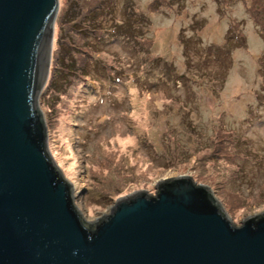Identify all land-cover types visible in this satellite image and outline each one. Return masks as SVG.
<instances>
[{"label": "rangeland", "instance_id": "obj_1", "mask_svg": "<svg viewBox=\"0 0 264 264\" xmlns=\"http://www.w3.org/2000/svg\"><path fill=\"white\" fill-rule=\"evenodd\" d=\"M58 2L39 105L81 215L176 177L263 211L264 0Z\"/></svg>", "mask_w": 264, "mask_h": 264}, {"label": "water", "instance_id": "obj_2", "mask_svg": "<svg viewBox=\"0 0 264 264\" xmlns=\"http://www.w3.org/2000/svg\"><path fill=\"white\" fill-rule=\"evenodd\" d=\"M58 8L0 0V264H264V210L237 227L190 177L81 215L39 105Z\"/></svg>", "mask_w": 264, "mask_h": 264}, {"label": "trees", "instance_id": "obj_3", "mask_svg": "<svg viewBox=\"0 0 264 264\" xmlns=\"http://www.w3.org/2000/svg\"><path fill=\"white\" fill-rule=\"evenodd\" d=\"M74 9H76V5L73 6V10H74ZM73 10L69 9V12L72 13ZM69 12H68V13H69ZM87 17H88V16H87ZM68 50H69V49H68ZM66 53H67V51L65 50V55H66ZM65 55H64L63 59L65 58ZM70 62H72V61H70ZM51 85H52V84H51Z\"/></svg>", "mask_w": 264, "mask_h": 264}]
</instances>
